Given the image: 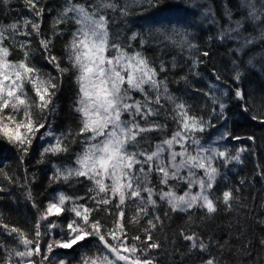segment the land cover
Wrapping results in <instances>:
<instances>
[{"label": "snow or ice", "instance_id": "6c2138e0", "mask_svg": "<svg viewBox=\"0 0 264 264\" xmlns=\"http://www.w3.org/2000/svg\"><path fill=\"white\" fill-rule=\"evenodd\" d=\"M22 3L30 16L0 22V140L14 147L24 164L39 139L37 163L57 158L50 161L49 186L86 188L83 195L58 191L41 208L30 187L36 177L29 178L25 168L20 186L36 212L33 234L5 223L0 213V264H158L162 245L153 233L163 230L171 214L187 217L186 227L179 229L186 254L197 253L199 264H223L213 249L222 253L229 242L194 230L196 213L203 212V220L220 205L227 211L244 207L239 185L220 184L228 181L225 169L235 171V165L245 163V153L255 155L248 145L231 146L243 139L256 143L253 135L233 134L228 123L232 102L264 126V111L251 103L256 90L242 86L253 74L264 81V0H63L50 33L42 30L41 0ZM11 4L0 0V12ZM153 11L159 19L152 24L129 26L130 17ZM198 32L205 33L203 45ZM65 35L66 66L52 52L55 39ZM213 45L226 48L228 65L222 71L213 64L205 75L201 66L209 65ZM153 47L161 53L158 62L146 54ZM38 54L56 75L37 65ZM69 74L77 86L71 110L78 127L58 132L56 98ZM200 81L204 87L197 86ZM189 92L202 102L191 103ZM260 95L264 100V92ZM152 134L160 138L153 142ZM256 168L264 181V166ZM0 178L19 181L3 167ZM5 191L0 184V193ZM100 212L112 217L110 225L96 218ZM258 222L264 225V219ZM132 225L143 237L129 234ZM3 236L16 243L8 244ZM259 243L264 247V238ZM75 246L82 250L75 260L58 251Z\"/></svg>", "mask_w": 264, "mask_h": 264}, {"label": "trees", "instance_id": "16d2710c", "mask_svg": "<svg viewBox=\"0 0 264 264\" xmlns=\"http://www.w3.org/2000/svg\"><path fill=\"white\" fill-rule=\"evenodd\" d=\"M63 0H41V3L45 7V15L43 18L42 30L45 33H50V22L52 16L55 15V10L60 7ZM47 9L53 11L49 13ZM31 14L24 8L22 0H12V4L9 9L0 12V22H9L14 19H18L21 16H30ZM164 15H176V13H164ZM179 15L183 16L181 12ZM159 19V15L153 11L144 14L143 16L136 15L129 18V26L133 29L140 27L141 25L152 24L153 20ZM123 27L118 23L117 28ZM197 37L199 42L203 45L205 40V33L198 32ZM68 39V36L57 37L54 41L52 52L54 55L61 57L62 64L66 66L64 58L63 45ZM147 55L157 59L161 56V53L156 48H148ZM171 54H165L163 58L165 60L170 59ZM19 58V53L14 57ZM229 57L226 54V48L218 45H213L211 48V60L209 65L201 66V71L205 75L209 74V68L211 65H215L222 71L228 65ZM35 62L43 70L51 72L52 75H56L55 69L49 65L39 54L36 57ZM178 74H183L180 69H177ZM226 78L228 73L225 72ZM198 87H204L203 81L197 84ZM247 92H253L256 90V95L252 98V106L257 111H264L261 108V104L264 103L260 93L264 92V81L259 76L253 74L249 79L245 80L242 85ZM173 90L182 89V85H171ZM77 86L74 82L73 75L69 74L64 76L63 84L60 91L57 94L56 102L59 105V114L55 117L54 128L56 131H64L68 128H77V115L72 112L71 105L76 97ZM31 94V93H30ZM188 98L191 103L198 105L202 102L203 97L195 93H188ZM229 127L236 136L247 137L253 135L256 137V143L247 139L232 141V147H238L241 144L248 145L255 152V155L249 153L244 154L245 163L243 165H235V171L227 172L228 181H222L223 184L220 188L228 186L239 185L241 192L242 204L244 207L236 206L232 211L225 210L223 205L219 206V210L211 218L200 219L203 216V212L196 213V226L194 230L199 231L201 235L208 237L211 236L214 239L219 240L223 244L226 240L229 242L230 247H226L222 253L218 252L215 248L213 254L222 256L223 264H264V247L259 243L261 238H264V225L258 221L264 219V208L261 205L264 204L260 201V195H256L258 191L264 190V181L256 175V165L260 164L264 166L263 153L258 149L257 145L264 143V126L252 121L249 116L240 110V107L232 102L229 111ZM173 125L169 122V134ZM43 131V130H42ZM214 131V130H213ZM153 142L160 137L156 134H152ZM42 141L39 139L34 141L33 148L28 157H26L24 164H21L18 157L19 153L14 147L7 144L5 141L0 140V167L5 168L11 176L19 177L18 183L9 184L6 180L0 178V184L7 187L9 191L0 193V213L3 214L4 222L9 225H13L22 229H25L29 235L33 234V224L36 219V212L29 203L24 200L25 189L20 185L24 182L25 171L27 169V175L31 178L35 175L36 179L34 183L30 184L33 195L36 202L41 208L52 199V197L58 191H65L70 195H83L85 193L86 185H75L69 188L65 185L53 184L49 186V175L52 172L51 160L57 158H50L48 162L38 164L37 160L40 159V149ZM75 151L79 150V145H74ZM62 159V158H61ZM232 167V166H230ZM244 178L245 183L240 185V179ZM230 181V184H229ZM219 195V193H217ZM14 198V199H13ZM166 208L162 206L159 209L160 214L163 216ZM132 214L131 210L127 212V215ZM66 216L61 220H66ZM96 218H101L106 224L111 223L112 217H107L103 212L97 213ZM55 219V218H53ZM187 217L184 214H171V219H166L164 222L163 230H156L153 235L154 239L159 240L162 247L156 255L158 256V264H199V256L197 253L186 254L187 242L183 241L179 237V229L186 227ZM146 223L142 221V225ZM2 233V230H0ZM130 235L141 234L140 228L132 225L129 228ZM3 239L8 244H15V240L3 236ZM47 239V238H46ZM46 243V240H45ZM250 244V247L245 250V245ZM179 251H176V250ZM61 255H67L69 259H78L81 253L79 246H75L74 250H58ZM250 253V254H249Z\"/></svg>", "mask_w": 264, "mask_h": 264}, {"label": "rangeland", "instance_id": "374dc122", "mask_svg": "<svg viewBox=\"0 0 264 264\" xmlns=\"http://www.w3.org/2000/svg\"><path fill=\"white\" fill-rule=\"evenodd\" d=\"M264 148V147H263ZM262 153H263V156H264V149H262ZM223 184V182H221L220 186ZM258 194L260 195V201H262L264 203V190L263 191H258L256 193V195L258 196ZM259 197V196H258Z\"/></svg>", "mask_w": 264, "mask_h": 264}, {"label": "bare ground", "instance_id": "6f19581e", "mask_svg": "<svg viewBox=\"0 0 264 264\" xmlns=\"http://www.w3.org/2000/svg\"><path fill=\"white\" fill-rule=\"evenodd\" d=\"M258 149L262 152V149H264V143L263 144H260L259 146L257 145ZM53 198V197H52Z\"/></svg>", "mask_w": 264, "mask_h": 264}]
</instances>
